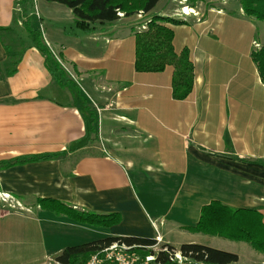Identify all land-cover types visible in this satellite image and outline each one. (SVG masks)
I'll list each match as a JSON object with an SVG mask.
<instances>
[{
  "label": "crops",
  "instance_id": "crops-1",
  "mask_svg": "<svg viewBox=\"0 0 264 264\" xmlns=\"http://www.w3.org/2000/svg\"><path fill=\"white\" fill-rule=\"evenodd\" d=\"M18 2L0 0V197L34 211L0 209V264H42L64 247L108 237L175 244L174 234L194 227L212 201L264 218V84L252 60L264 46L262 22L247 17L238 2L231 10L206 9L200 18L175 19L176 11L163 7L158 16L181 22L173 26L175 52L187 49L194 66L192 93L176 101L172 68L135 71V37L128 30L120 28L118 37L114 30L82 31L69 10L78 31L76 41L63 43L61 31L48 28L49 18L30 8L18 18ZM27 18L36 30L41 20L46 45L85 83L88 99L80 94L95 120L78 95L52 77L24 29ZM119 21L99 26L117 29ZM82 43L94 50H82ZM39 199L119 214L121 222L110 229L78 224L34 209Z\"/></svg>",
  "mask_w": 264,
  "mask_h": 264
},
{
  "label": "trees",
  "instance_id": "trees-1",
  "mask_svg": "<svg viewBox=\"0 0 264 264\" xmlns=\"http://www.w3.org/2000/svg\"><path fill=\"white\" fill-rule=\"evenodd\" d=\"M22 15L27 17V7L30 0H18ZM58 3L68 8L74 17L75 26L82 31L92 30L95 24H113L120 20L119 14L126 17L134 16L139 11L149 15L161 0H45ZM244 14L256 21L264 23V0H238ZM181 22L169 17L154 16L148 22L146 31L135 34V71L137 73H162L168 68L173 69L172 97L176 101L186 100L192 93L194 86V66L190 54L184 49L180 54L175 52V31L173 26ZM24 29L32 40L35 48L45 59L46 67L56 83L70 89L78 95L84 107L90 112V117L95 120V115L90 105L81 96L80 91L74 88L73 83L66 79V73L54 54L46 45L39 30H36L30 18L23 23ZM0 32H2L0 30ZM10 52L9 49H7ZM19 59V58H17ZM252 60L256 65L260 78L264 84V46L252 53ZM18 64V61H17ZM8 75L15 73L10 69ZM95 124V121H94ZM54 155H41L17 159L16 164H25L43 160H50ZM36 207L53 214L56 217H65L75 223L99 229H110L121 222L119 214L100 215L91 212L77 211L65 204L52 199L36 200ZM193 234L224 238L233 242L249 244L256 252L264 255V218L255 210L235 209L212 201L203 206L198 223L186 229ZM122 241L128 245L154 246L155 239L136 237H108L88 244L67 247L56 257L60 264H81L86 262L91 255L111 245ZM175 250L173 246L167 245ZM182 254L196 261H205L211 264H238L236 254L216 250L200 244H182L179 249ZM162 262L167 263L163 255ZM264 264V263H261Z\"/></svg>",
  "mask_w": 264,
  "mask_h": 264
},
{
  "label": "rangeland",
  "instance_id": "rangeland-1",
  "mask_svg": "<svg viewBox=\"0 0 264 264\" xmlns=\"http://www.w3.org/2000/svg\"><path fill=\"white\" fill-rule=\"evenodd\" d=\"M235 2H238V0H161V2L157 5V7L149 14V15H144L142 14V18L140 17V14L142 13V11H139L138 13H136L134 16L131 17H126L124 15V13H122V17L120 18V21L118 22V28L117 29H113V28H108V25H104L99 26L100 24H95L92 26V30L94 29L96 32L98 33H103V32H110L112 30H114V36L118 37L117 35L120 32V28L122 29V31L124 30H128V32L130 33V35H133L135 37L136 33H141L147 30L148 28V22L154 17V16H158L159 14H163V12L161 11V9L164 7H166L165 10H168L170 13L173 11L175 12V15H173V17L176 18H186V17H196V18H200L203 14V12L207 9L209 10L210 8H224V9H232L233 5L234 7L237 5L235 4ZM195 6L198 8L194 9ZM227 7V8H226ZM19 9H21L20 7H18ZM30 8L31 12H33L34 14L39 13V16L43 17V18H49V21H46L48 28L51 30V32H53V30L55 29V35H57L60 31H61V35L64 36L63 37V43H67L70 41V43L72 44V41H76L74 40V33H77L76 31L77 28L75 26H73L69 15L67 14V11H69L68 8H66L63 5H60L58 3H52V2H47L45 0H30L29 5L27 7V14H28V9ZM164 10V11H165ZM197 10V12H196ZM188 11V12H187ZM169 12H164V14H167ZM30 13V11H29ZM18 14V18H21L22 15V9L19 10L17 12ZM201 14V15H200ZM259 22V21H258ZM257 22V23H258ZM38 28L40 29V33L44 39L43 33L41 31V20L37 19L36 22ZM261 24V22H260ZM262 25H264L262 23ZM22 28V27H21ZM90 30V31H92ZM89 31V32H90ZM65 33V34H64ZM264 35V28L262 29V33ZM261 39V36H260ZM54 44L52 45V48L54 49V51L57 54H60V49L58 48L56 43L53 42ZM22 45V44H21ZM82 50L87 51L89 48H91V50H94L93 47L87 45L86 43H82L79 46ZM257 47V45H256ZM54 57L56 58V56L54 55ZM57 60V58H56ZM58 61V60H57ZM65 71V75H66V79L70 80L74 86V88H77V90H79L80 92H82V94L88 99L87 95L85 94V91L81 88H84L85 83L81 82L78 80V78L76 79V76L74 77V73L69 72V71ZM76 79V80H75ZM88 92V91H87ZM92 109V108H91ZM11 200H15L13 202L7 200V202H3L2 199H0V209H3L5 212L9 213V214H20L19 212L22 210L23 212H27L28 214H31L34 210L31 209H26V206L18 201L17 199H11ZM16 201H18L21 204V208H11L14 206V204L16 203ZM29 204V203H28ZM33 205H35V201L32 202ZM13 205V206H12ZM36 206H34V209ZM36 211V210H35ZM27 214V215H28ZM34 214V213H33ZM196 214V210H194L191 213L192 215ZM199 216V214H198ZM197 217V215H196ZM32 218H34V216L32 215ZM60 218V217H58ZM64 218V217H62ZM193 223L195 224V221H193V219L191 218L188 222L189 225H193ZM98 233H100V231H98ZM91 236V235H90ZM174 239H175V244L173 242H169L167 240L161 242L160 245H164L167 244L170 246H173L176 249H180V246L182 244H200V245H204L216 250H220V251H224V252H229L232 254H236L239 257V263L238 264H260L261 261L262 263L264 262V255L260 254L258 252H256L249 244L246 243H240V242H233L230 240H226L224 238H219V237H211V236H205V235H196L193 233H190L188 231H183V232H176L174 234ZM85 237V235H84ZM166 242V243H165ZM181 243V244H180ZM66 248V247H64ZM55 260V258H48L47 260L43 261L42 264H51V261Z\"/></svg>",
  "mask_w": 264,
  "mask_h": 264
},
{
  "label": "built area",
  "instance_id": "built-area-1",
  "mask_svg": "<svg viewBox=\"0 0 264 264\" xmlns=\"http://www.w3.org/2000/svg\"><path fill=\"white\" fill-rule=\"evenodd\" d=\"M143 12L140 14L142 18ZM120 18L123 16L119 14ZM258 47V45H257ZM3 202L15 200L8 195H1ZM13 206V205H12ZM21 204L16 201L11 208H21ZM154 246L128 245L125 242L118 241L97 251L84 263L81 264H211L205 261H196L189 256L182 254L179 249L172 250L167 244L160 245L162 239L157 237ZM167 257V263L162 262V257ZM51 264H60L55 260Z\"/></svg>",
  "mask_w": 264,
  "mask_h": 264
},
{
  "label": "bare ground",
  "instance_id": "bare-ground-1",
  "mask_svg": "<svg viewBox=\"0 0 264 264\" xmlns=\"http://www.w3.org/2000/svg\"><path fill=\"white\" fill-rule=\"evenodd\" d=\"M188 12V11H187Z\"/></svg>",
  "mask_w": 264,
  "mask_h": 264
}]
</instances>
